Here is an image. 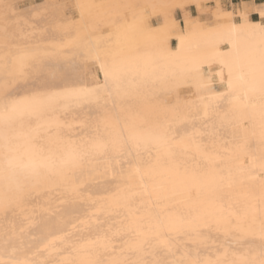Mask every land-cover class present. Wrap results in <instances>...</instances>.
Returning a JSON list of instances; mask_svg holds the SVG:
<instances>
[{
    "label": "bare ground",
    "instance_id": "bare-ground-1",
    "mask_svg": "<svg viewBox=\"0 0 264 264\" xmlns=\"http://www.w3.org/2000/svg\"><path fill=\"white\" fill-rule=\"evenodd\" d=\"M224 1L0 0V264H259L260 236L240 228L232 238L252 246H239L223 222L196 220L199 199L166 196L154 146L129 135L141 113L161 133L193 137L207 154L193 162L236 169L235 194L251 198L258 173L227 166L252 154L219 124L231 107L203 126L224 96L169 61L177 37L238 16L246 26L250 4ZM188 92L205 97L171 100Z\"/></svg>",
    "mask_w": 264,
    "mask_h": 264
},
{
    "label": "flooded vegetation",
    "instance_id": "flooded-vegetation-1",
    "mask_svg": "<svg viewBox=\"0 0 264 264\" xmlns=\"http://www.w3.org/2000/svg\"><path fill=\"white\" fill-rule=\"evenodd\" d=\"M240 1L225 0L224 2L226 6L230 7ZM243 1L250 4L249 22L246 26L239 27L241 19L238 16L232 19L229 28L226 27L202 32H198L197 30L196 32L192 31L182 38L180 41V50L170 55L169 61L175 67L179 68L181 73L193 74V79H197L200 82H203L204 77L209 75L215 85L224 87V82L219 84L217 82L219 79H227L230 91L236 93V98L229 111L221 117L219 124L229 128L242 121L243 126L247 125L244 134L245 137L251 139L256 136L259 141L258 143L264 149V0ZM257 21L260 22V28L247 29L253 23H257ZM171 48H175L174 40L171 41ZM198 72L201 74H197ZM184 79L180 83H183L180 88H187V85L192 81L191 76ZM132 117L137 122L135 123L137 127L131 129L132 133L129 135L133 136H131L130 140H139L144 142L145 146H154L153 149H155L157 158L160 160V166L153 169L154 166L152 169L156 173L155 175L166 177L164 180L166 183L162 181L166 196H184L187 194L188 197L196 199H199L201 196L202 198L198 201L201 202L199 205H201L203 210H201L202 214L196 217V220L199 219V222L203 223L212 220H215L217 223L223 222L225 225L222 227L225 228L226 232L224 233L225 236L228 234L226 236L228 239H234L232 238L233 236H241L244 234V229L240 228L247 227L248 230L254 232L246 235L248 236L246 239L250 237L254 239L252 235L256 233V239L260 236L258 240H264L261 236L264 232L261 227L264 225V184L260 198L254 203L249 198H238L240 194L233 195V197L239 200V205L236 202H227L228 200L223 198V196H226L223 192L225 190L234 191L238 189L236 187L238 176L236 169H231L226 166L223 169H218L217 167L203 169L194 165H187V163L190 164V162H193L194 158L203 159L207 155L205 149L191 145L190 140L193 137L176 138L166 132L161 133L156 128L148 126L141 113H133ZM249 144L251 143H247L245 147ZM261 168L262 173L259 176L257 174V177L255 175V178L250 177L251 180L255 181L258 177L263 176L264 161ZM224 169H227V171ZM172 171L175 172V176L170 179L168 173ZM179 172H181L182 177L184 174L190 177L180 179L178 177L180 175ZM197 172H202L203 174L195 175ZM169 179L170 181L167 182ZM168 184L174 185L168 189ZM194 194L196 195L195 197L192 196ZM192 200L190 205L193 202H197L195 199ZM242 201L245 202L244 206L247 212L239 211V208L242 207ZM196 207H198L197 204ZM260 212H262V215L259 214ZM220 262L224 264L222 263L223 261Z\"/></svg>",
    "mask_w": 264,
    "mask_h": 264
},
{
    "label": "rangeland",
    "instance_id": "rangeland-1",
    "mask_svg": "<svg viewBox=\"0 0 264 264\" xmlns=\"http://www.w3.org/2000/svg\"><path fill=\"white\" fill-rule=\"evenodd\" d=\"M237 16V15H236ZM249 22V21H248ZM260 26V22L259 21H257V23H253V25H250L249 27H247V29H258V28H260L259 27ZM235 28V27H234ZM245 28V27H244ZM236 29H237V27H236ZM184 36V35H183ZM183 36H181V37H177L174 41H175V49H176V47H178L177 45H178V41H179V39H180V41L182 40V38H183ZM179 41V42H180ZM170 46H171V42H170ZM180 46V45H179ZM197 74H201L200 72H198ZM209 83H208V82ZM206 82H207V84H208V86H210L209 88H208V86H206V87H204V88H206V89H210L211 88V86H213L212 87V89H216V90H218L217 91V95H222V97L224 96V99H223V102H224V105L220 108V109H218L217 111H215L214 113L213 112H208V113H206V116L205 117H203V119L202 120H205V119H208L209 120V122H207V123H205L203 126H214V125H216V126H218V118L219 117H221L222 115H224V114H222L226 109H228V107L230 106H232V104H233V101H234V99L236 98V93H232L231 91H230V87H229V83H228V80L227 79H219L218 80V82H217V84H219V83H225V86L224 87H221L220 85H215L214 83H213V81L210 79V76L208 75V76H205L204 77V81H203V83H204V85L203 86H205V84H206ZM206 84V85H207ZM193 85V83H189V85H187L188 87H190V86H192ZM181 96L183 97H180V98H178V99H174V98H171V100H181V101H183V102H185V101H189V102H191V101H194V100H196V99H198L199 97H201V95L198 97V96H195L194 95V93L193 92H191V94H190V92H188V93H185V94H181ZM202 97H205V96H202ZM201 97V98H202ZM144 106H148V104H142L141 106L139 105V108L141 107V108H144ZM229 107V108H230ZM222 114V115H221ZM217 117V119L216 120H213V119H215ZM246 127H247V125H245V126H243L242 125V121H240V122H238L237 124H234L233 126H232V129H234V131H236V132H238L236 135H234L232 138H233V140L234 141H236L237 143L234 145V148H235V146H236V148H237V150L236 149H234L235 151H239L240 149H238L239 148V146H241V144L243 143V138L245 137V131H246ZM218 129H220L221 130V132H225V133H227V135H231V133H230V131H231V129H229V130H226L225 128H220V127H218ZM239 130H240V132L242 131V133H240L239 132ZM194 131H200V133H201V135L203 134V132L200 130V129H197V130H194ZM193 130H189V131H187V132H185V131H183V132H181V133H185V134H190V133H193L194 132ZM214 132H217V130H214ZM240 133V134H239ZM208 134V132H205V134H204V136L205 135H207ZM241 134H243V135H241ZM238 137V138H237ZM241 137H242V139H241ZM254 138H255V140H254ZM257 137L256 136H254L253 138H251L250 140H249V138H247V140L244 138V147L246 146V144L248 143V140L250 141V143H252L251 145V148L252 149H249V152H252V154H249V156H247L246 157V162H245V160L243 159V156L244 155H240V159L238 158L236 161H235V159H234V161L232 162V163H230V164H227V166L229 165V167L230 166H232L233 164L234 165H242V164H245V166L247 167V166H250V169H254L253 171H258V172H256V174L258 173V176H259V174L260 173H262V168H261V166H262V164H263V161H264V149H263V147H262V145H260L258 142V138L256 139ZM253 142H255L254 144H253ZM254 145V146H253ZM243 147V146H242ZM154 152H155V150H153ZM229 153H230V155L231 156H234V155H236L235 153H237V152H235L234 153V151L233 150H230V151H228ZM231 152H232V154H231ZM148 158H145V161H149V160H154V158L151 156V154L150 153H147V155H146ZM257 159H259V160H257ZM242 161V162H241ZM249 161H251L250 163H249ZM209 163V162H208ZM256 165H254V164ZM148 164H146L145 166H147ZM190 166L191 165H194V166H196V167H208L207 166V163H204V164H202V165H200L199 163L197 164V162H192V163H190L189 164ZM167 167V166H166ZM225 167V166H224ZM168 169V168H167ZM257 169V170H256ZM259 169V170H258ZM180 173V175H178V177L180 178V179H184L183 177H187V178H189L190 176H187V175H185L184 174V176L182 177V175H181V172H179ZM201 174H203L202 172H197V174H195V175H201ZM168 176H170V179L173 177V176H175V172L174 171H172V172H169L168 173ZM136 177H140V175L139 176H136ZM256 177H257V175H256ZM170 179L169 180H167V182H169L170 181ZM259 180V181H258ZM258 183V184H257ZM257 184V186L255 187V185ZM263 184H264V173H263V176L262 177H258L256 180H255V182H254V186H253V193H251V191H250V193L252 194V196H251V198H249L250 200H252L253 201V203L257 200L258 201V199L260 198V195H261V190H262V186H263ZM174 184H168L167 185V188H169V187H171V186H173ZM257 188V190H254V189H256ZM242 189V188H241ZM252 190V188H249V190ZM261 189V190H260ZM237 191H239V192H243V191H240L239 189H236ZM236 190H234V191H231V190H225L223 193H225V195H230V198L231 199H229L227 202H230V203H234V202H236L238 205H239V200H237L236 199V197H233V195H236L235 194V191ZM260 190V191H259ZM246 191H248V189L246 190ZM228 192V193H227ZM232 192V193H231ZM255 192H256V194H255ZM258 192H259V194H258ZM195 194H197V193H195ZM192 195L193 197H195L196 195ZM243 193H241V195H242ZM228 195V196H229ZM240 195V196H241ZM259 195V196H258ZM187 196V194H185L184 196H182V197H186ZM249 197H250V195H248ZM243 197V196H242ZM245 197H246V195H245ZM258 197V198H257ZM202 197L200 196V198L199 199H201ZM259 214H261L262 215V212H260ZM261 223H262V221H261ZM262 227V229L264 230V225L263 226H261ZM262 236V238L264 239V232H263V234L261 235ZM256 238V237H255ZM129 238H127V240H128ZM232 240V242H230V243H232L233 244V241H235L236 240V242H238V240H240V239H236V238H234V239H230L229 241H231ZM242 240H240V242H241ZM254 241V240H253ZM240 242H238L239 244H237V243H235V244H237V245H239V246H244V247H247L248 245H251V244H241L240 245ZM256 241H254L253 243H255ZM263 242V241H262ZM258 243V242H257ZM234 244V245H235ZM257 245V244H256ZM252 246V245H251ZM207 256H201L199 259H193V260H190V261H188L187 262V264H196V261H202V260H204L205 258H206ZM178 260V259H177Z\"/></svg>",
    "mask_w": 264,
    "mask_h": 264
},
{
    "label": "snow or ice",
    "instance_id": "snow-or-ice-1",
    "mask_svg": "<svg viewBox=\"0 0 264 264\" xmlns=\"http://www.w3.org/2000/svg\"><path fill=\"white\" fill-rule=\"evenodd\" d=\"M262 258H261V260L259 261V264H264V252H262ZM254 264H255V262H254Z\"/></svg>",
    "mask_w": 264,
    "mask_h": 264
}]
</instances>
